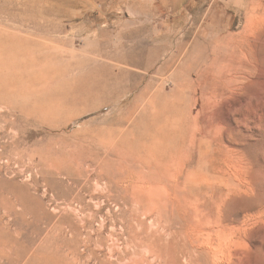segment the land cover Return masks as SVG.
<instances>
[{
  "label": "rangeland",
  "instance_id": "obj_1",
  "mask_svg": "<svg viewBox=\"0 0 264 264\" xmlns=\"http://www.w3.org/2000/svg\"><path fill=\"white\" fill-rule=\"evenodd\" d=\"M0 264H264V0H0Z\"/></svg>",
  "mask_w": 264,
  "mask_h": 264
},
{
  "label": "bare ground",
  "instance_id": "obj_2",
  "mask_svg": "<svg viewBox=\"0 0 264 264\" xmlns=\"http://www.w3.org/2000/svg\"><path fill=\"white\" fill-rule=\"evenodd\" d=\"M221 235H222V233H221ZM218 236V235H217ZM223 240V239H222Z\"/></svg>",
  "mask_w": 264,
  "mask_h": 264
}]
</instances>
